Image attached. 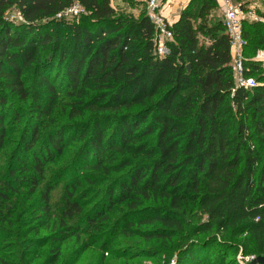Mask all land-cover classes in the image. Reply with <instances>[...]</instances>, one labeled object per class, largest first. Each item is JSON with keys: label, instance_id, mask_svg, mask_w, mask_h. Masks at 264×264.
<instances>
[{"label": "trees", "instance_id": "1", "mask_svg": "<svg viewBox=\"0 0 264 264\" xmlns=\"http://www.w3.org/2000/svg\"><path fill=\"white\" fill-rule=\"evenodd\" d=\"M73 4L83 14L56 19ZM215 8L199 0L194 12L183 9L158 57L147 16L117 14L109 0H0L1 242L21 235V191L26 201L39 192L38 231L54 227L50 196L63 179L62 229L85 223L106 238L158 224L145 239L164 240L183 231L180 214L192 205L202 220L192 235L241 237L244 252L264 255V68L253 60L264 51V24L242 21L244 76L259 74L256 87L236 88ZM62 104L67 122L56 112ZM117 205L130 215L108 232L103 222ZM33 241L27 248L47 243ZM213 245L221 259L231 249L214 237L191 244L180 264L207 263Z\"/></svg>", "mask_w": 264, "mask_h": 264}, {"label": "rangeland", "instance_id": "2", "mask_svg": "<svg viewBox=\"0 0 264 264\" xmlns=\"http://www.w3.org/2000/svg\"><path fill=\"white\" fill-rule=\"evenodd\" d=\"M166 1H168L166 5L160 9L162 17H164L162 12L165 11V7L168 6L171 0ZM109 2L117 14L130 16L134 19L146 15L145 0H109ZM198 4L199 0H186L184 6L185 8L189 6L190 11L194 12ZM254 8L259 11L256 6ZM11 15L14 20L20 21L17 11H12ZM209 15L221 17L219 10L216 8ZM255 23L258 22H251V24ZM253 60L255 61V58ZM255 62L259 64L260 71H262L263 64L259 61ZM258 74L259 72L253 78L255 79ZM63 105L65 104L60 105L56 111L57 113H62L59 117V122H67L68 107H63ZM59 163L56 162L50 166L55 169L59 166ZM63 183L62 179L50 196L49 206L51 212H56V220L62 204ZM105 184H100V186H105ZM23 194L24 191H21L18 194V198H16L17 204L24 209L21 217L22 221H18L22 225L21 235L15 238L12 237L6 242L0 241V264H25L26 262L29 264H52L53 262L54 264H180V259L190 249L191 244L202 243V241L211 240L214 237H216L217 241L229 244L231 249L229 251L226 249V255L222 256L221 259L217 254V246L213 245L210 250L214 255L205 264H222V261L229 264H241L245 263L244 259L253 257L250 248L247 252L243 251L244 246L241 237L230 239L227 235L215 236L207 233L192 235L197 224L202 222L192 205H189L180 214L183 221V231L175 232L172 237L164 240L145 239L144 232L159 228L158 224L152 226L134 224L127 232L114 236L109 232L110 226L115 222H118L119 227L122 226L130 215L127 213L128 209L126 207L117 205L108 213V219L103 222L104 229H108L110 233V236L105 238V233H101L96 229L90 231L85 223L78 225V223L67 222L66 227H69V229H62L58 227L57 221L54 220V227H42L38 231V228L44 224L43 219L40 218L38 205L34 201L39 192L29 201L25 200ZM88 200L90 204L86 207L87 210L96 202L94 197H89ZM147 205L154 206V208L159 206L158 202L155 204L148 203ZM55 214L51 213V215ZM35 228L36 231L33 230ZM57 232L64 236L63 241L57 242L53 239V233ZM37 238L46 239V245L40 249L33 245L27 248ZM82 250L84 251L83 253Z\"/></svg>", "mask_w": 264, "mask_h": 264}, {"label": "built area", "instance_id": "3", "mask_svg": "<svg viewBox=\"0 0 264 264\" xmlns=\"http://www.w3.org/2000/svg\"><path fill=\"white\" fill-rule=\"evenodd\" d=\"M214 1L218 4L222 25L229 39L235 86L236 88L252 89L257 85L255 79L244 76L242 50L245 46V41L242 35V21L264 24V0H240L239 3H235L234 0ZM163 2L164 0H145L146 16L155 27V54L158 57L168 54V44L173 41V36L167 28L170 23L160 15ZM255 6L259 11H256ZM83 12V9L78 4H73L70 8L56 14L55 17L56 19L71 21L73 18L83 14ZM13 18L11 15V19ZM263 54L264 51H258L254 58L255 61L262 63L264 68ZM252 258L244 259L245 263L241 264L250 262Z\"/></svg>", "mask_w": 264, "mask_h": 264}, {"label": "crops", "instance_id": "4", "mask_svg": "<svg viewBox=\"0 0 264 264\" xmlns=\"http://www.w3.org/2000/svg\"><path fill=\"white\" fill-rule=\"evenodd\" d=\"M185 1L186 0H171L169 2L168 6L165 7V11L162 13L166 19L168 17L167 21L170 24H173L178 20L180 12L185 8V6H184ZM166 2H168V1L164 0V2L162 4V8L166 5ZM219 12H220V10H219Z\"/></svg>", "mask_w": 264, "mask_h": 264}, {"label": "water", "instance_id": "5", "mask_svg": "<svg viewBox=\"0 0 264 264\" xmlns=\"http://www.w3.org/2000/svg\"><path fill=\"white\" fill-rule=\"evenodd\" d=\"M190 66L187 65V69L189 70ZM246 264H264V255L262 256H256L253 257L250 262L246 263Z\"/></svg>", "mask_w": 264, "mask_h": 264}, {"label": "bare ground", "instance_id": "6", "mask_svg": "<svg viewBox=\"0 0 264 264\" xmlns=\"http://www.w3.org/2000/svg\"><path fill=\"white\" fill-rule=\"evenodd\" d=\"M263 57H264V54H263Z\"/></svg>", "mask_w": 264, "mask_h": 264}]
</instances>
